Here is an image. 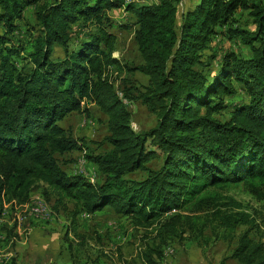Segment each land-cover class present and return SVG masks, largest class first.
I'll return each instance as SVG.
<instances>
[{
	"label": "trees",
	"instance_id": "obj_1",
	"mask_svg": "<svg viewBox=\"0 0 264 264\" xmlns=\"http://www.w3.org/2000/svg\"><path fill=\"white\" fill-rule=\"evenodd\" d=\"M190 1L179 14L180 0H0V210L29 204L42 184L73 231L79 215L105 209L155 224L159 245L141 254L146 264H158L167 241L206 229L232 241L238 228L228 259L264 264V242L250 235L255 214L226 194L242 184L262 198L264 188V0ZM118 9L129 23L115 25L108 12ZM26 11L32 28L19 42ZM114 27L132 32L139 63L113 57ZM215 38L247 55L215 51ZM122 72L147 81L120 80ZM127 102L155 125L134 132ZM90 106L105 116L93 148L59 124ZM71 152L95 166L98 183L64 171Z\"/></svg>",
	"mask_w": 264,
	"mask_h": 264
},
{
	"label": "rangeland",
	"instance_id": "obj_2",
	"mask_svg": "<svg viewBox=\"0 0 264 264\" xmlns=\"http://www.w3.org/2000/svg\"><path fill=\"white\" fill-rule=\"evenodd\" d=\"M125 2L128 1L125 0ZM142 2L150 3L152 0ZM191 4L190 0H184L183 8L179 5V10L184 11ZM26 12L24 23L18 26L20 34L16 40L19 42L25 39L26 30L32 28L30 12ZM108 13L117 26L129 23L128 15L121 9ZM111 32L115 33L117 38L113 57L123 64L139 63L140 56L133 41L132 32L115 27L111 29ZM213 45L215 51L234 48L247 55L245 48H237L236 44L224 39L215 38ZM61 57V49L55 46L52 58L56 60ZM18 64L19 67L23 65L29 68L25 61L20 60ZM119 77L120 80L128 78L130 81L143 84L147 81L146 77L137 73L129 75L122 72ZM114 86L117 92L122 91L119 80L115 81ZM126 86L128 85H125V88ZM127 108L131 113V126L134 132L148 130L155 125L154 115L141 104L127 102ZM104 121L105 116L94 106H90L88 112L69 114L59 124L75 138L88 142L93 148L94 145L91 142L100 141L106 133ZM62 168L68 174L84 175L93 184L100 181L95 166L85 160L82 153L65 154ZM45 190H47L45 185H36L32 190L29 204L18 205L14 201L4 202V206H18V210L12 209L10 213V210L4 208L1 212L0 257L3 264H146L142 261L141 254L149 247L159 245L155 224L148 228L137 225L132 218L120 217L111 209H105L94 215H79L73 231L66 216L62 212L57 213L53 210L54 199L50 202L46 200ZM261 191L262 198H257L239 184L232 187L226 194L240 202L248 212L255 214L258 230H252L250 235L255 241L264 242V188ZM38 199L39 208L45 207L48 212V221L44 222L46 217L43 216L38 217L41 221L26 217L18 227V220H14L16 215L26 216L24 211L31 209L32 202ZM244 229L235 230L232 233L234 238L232 241L222 236L221 231L212 234L210 229H206L199 239H194L191 234H187L182 242L172 240L161 245V259H157V255L153 258L158 264H238L228 257L234 248L236 237Z\"/></svg>",
	"mask_w": 264,
	"mask_h": 264
},
{
	"label": "built area",
	"instance_id": "obj_3",
	"mask_svg": "<svg viewBox=\"0 0 264 264\" xmlns=\"http://www.w3.org/2000/svg\"><path fill=\"white\" fill-rule=\"evenodd\" d=\"M152 2H157V0H152ZM3 208H6L8 211L10 210V213L12 209L18 210V206H3ZM24 213L26 216L21 217L16 215V218H14V220H18V227L21 225V223H23L26 217L32 220H38V214H46V221H48V212H46V208H39V199L32 202V208L24 211ZM0 264H3V262L0 261Z\"/></svg>",
	"mask_w": 264,
	"mask_h": 264
},
{
	"label": "crops",
	"instance_id": "obj_4",
	"mask_svg": "<svg viewBox=\"0 0 264 264\" xmlns=\"http://www.w3.org/2000/svg\"><path fill=\"white\" fill-rule=\"evenodd\" d=\"M128 2H134V3H139V2H142L143 0H127ZM195 3V2H194ZM183 4H184V0H180V3H179V5L183 8ZM181 12H183V10H180ZM3 206H4V203H3V205H2V209L0 210V216H1V212L2 211H4V208H3ZM20 209H22V207H20ZM37 221H39V220H37Z\"/></svg>",
	"mask_w": 264,
	"mask_h": 264
},
{
	"label": "bare ground",
	"instance_id": "obj_5",
	"mask_svg": "<svg viewBox=\"0 0 264 264\" xmlns=\"http://www.w3.org/2000/svg\"><path fill=\"white\" fill-rule=\"evenodd\" d=\"M40 208H43L42 206L40 207ZM45 208V207H44ZM47 212V211H46ZM40 216H43V217H46V214H38V217H40ZM42 218V217H41ZM0 261H2L1 260V257H0Z\"/></svg>",
	"mask_w": 264,
	"mask_h": 264
}]
</instances>
